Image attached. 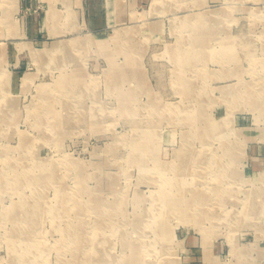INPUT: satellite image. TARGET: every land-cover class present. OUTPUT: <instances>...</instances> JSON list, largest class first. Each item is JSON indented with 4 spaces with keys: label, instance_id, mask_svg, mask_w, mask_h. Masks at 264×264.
<instances>
[{
    "label": "rangeland",
    "instance_id": "obj_1",
    "mask_svg": "<svg viewBox=\"0 0 264 264\" xmlns=\"http://www.w3.org/2000/svg\"><path fill=\"white\" fill-rule=\"evenodd\" d=\"M35 11L30 33L33 8L0 0V264H98L89 230L117 260L140 239L168 264H264V211L247 215V195L264 188V0H40ZM147 128L138 164L133 142ZM227 148L237 198L203 211L241 217L160 209L169 178L205 190ZM44 200L62 206L57 217L32 211ZM152 210L167 215L162 242L151 226L135 231Z\"/></svg>",
    "mask_w": 264,
    "mask_h": 264
},
{
    "label": "bare ground",
    "instance_id": "obj_2",
    "mask_svg": "<svg viewBox=\"0 0 264 264\" xmlns=\"http://www.w3.org/2000/svg\"><path fill=\"white\" fill-rule=\"evenodd\" d=\"M72 41H73V39H72ZM84 41L85 40L76 39L74 44L77 45V43L79 44V43L84 42ZM87 41L94 43V44H102V45L107 43V40H105V38L104 39H96V38L92 37V38L88 39ZM65 45H66V43L61 44V48L62 49L65 48ZM66 46H68V45H66ZM184 112H187L189 114V112L187 110H184ZM130 115L131 114L126 113V117H127L126 119H128V121H129V118H131ZM73 119L74 118H72V117L71 118H69V117H67V118L54 117L53 123H55V125L57 126V125L61 124V122H62L61 120L65 121V122H70ZM131 122L135 123V119L131 118ZM148 128L143 129V131L140 129L142 131V133H139L138 134L139 136L135 137L134 142H133V145L135 147L134 148L135 152L133 153L134 154L133 161L135 163H138V164H144L146 162L147 155H149V149L148 148L152 147V139H151V136H149L150 130H148ZM63 133H64V131H63ZM222 140H224V139L222 138ZM231 150L232 149L227 148V156L222 155V154L219 156V154L217 152L214 154L215 159H213V160H214V164H215L216 169H218V173L214 175V179H212V182L210 183V185H208L209 187L207 186V184H209V181H207L205 179L206 180V184H205L206 189L205 190L200 189V188H196L198 185L197 183H194L192 185V182H189V184H187L185 182L189 187L185 186V183L182 180H179V177H178L180 175V169L176 166H172V168L177 172L178 178H174V179L169 178L168 179V183H169L168 194L169 195L167 194L168 196L166 195V197L169 199V202H167L166 199L163 198L165 196V191H167L168 189H163L161 191V194H162L161 198H158V199H156V201L155 200L154 201L156 203L160 201V203H159L160 209L163 208V205H161V204L165 203L166 205L168 204L172 210L182 214L184 217L188 216V215H186L188 212L193 211V212H197L198 214L199 213L202 214L205 218L207 217L206 219L218 220L220 222H222L223 220L230 219V222L232 221L234 223L235 220H237L236 217H238V216H236L237 215L236 213L226 214L222 210V212L224 214H218V212L212 213L211 214L212 217H211V216H209V214L207 216L206 213L203 211L204 206L211 205L214 207L215 204H218V203L227 204V203L235 200V198H237V193L239 191L234 190L235 189L234 187L230 188L227 186V180L230 177L233 178V170L235 168V167L234 168L232 167L234 157L232 156ZM187 151H190V149H187ZM223 154H224V152H223ZM70 164H71V166L72 165L77 166V164H75V163H70ZM40 165H43L45 167V169H47L52 165L54 166L55 164L52 162H45V163H42ZM156 169L163 170V167L156 166ZM164 169H165V167H164ZM28 171H32V169H30ZM26 173L23 174L22 176H27L28 173H27V175H26ZM206 173L207 172L196 173L193 176H197V177L199 176V177L205 178ZM29 175H31V174H29ZM31 176H34V175H31ZM52 177H53V174L45 176L44 178L40 177L41 179L43 178V181L40 180V183H43L45 185L52 179ZM260 179L264 184V174H262L260 176ZM207 192L211 193L212 195L210 197L206 196ZM183 194H185V195L191 194V196L189 197V199L188 198L182 199L181 195H183ZM74 196L75 195L72 196L71 201H75V202L73 205L70 206V209H72V210L75 208L76 205H78V200ZM247 201L251 203V205H249L247 207V210H248L247 215H249V213H251L252 211H255V209H260L261 211H264V188L259 190V191L254 190V191L250 192L247 195ZM58 205L59 206H57V205L56 206H50L49 203L47 202V200L46 201L44 200V202H42L41 205L33 207L32 211L36 215L37 214L42 215L45 213L50 215V213L52 211V214H54V217H57L56 215H57L58 211L62 208V206L60 204H58ZM93 208L97 209V207H93ZM156 211L157 210L149 211L146 214H143L142 216L136 218L134 221L135 231L136 232H138V230L144 231L142 229L143 226H147V227L151 226L154 229L155 233H157V235L160 236V238L158 240L162 242L164 240L163 235L165 233V231L163 229V227H164L163 221L165 220V218H167V215L163 210H161V211L159 210L158 212H156ZM54 212H56V213H54ZM239 217H241V216H239ZM146 218H150L151 219L150 222H148L146 220ZM102 223L103 222H100V224H102ZM100 224H97V225H100ZM73 226L70 229L66 230L65 234L68 233L69 235L72 236V237L70 236V238H68V240L70 241L69 243H72L73 245H75L76 249H77L78 245L80 247L82 246L83 234H82V230L80 228H78L76 225L74 227ZM136 228H138V229L136 230ZM89 231L87 232V236L85 237V242H87V245H88V247L86 248V251H88L87 252L88 254L90 252H93V256L99 257L98 264H168V262L165 259V256H168V253H169V252L167 253V250L164 251L162 249L164 252L160 251V250L155 251L154 249H151V247L154 246L151 242L150 243L145 242V241L142 242V241H140V239L138 240L140 244L134 243V244H131V246H129L131 248V256H128L126 258L123 256L122 258L117 260L114 258L113 254L110 251L103 252L100 249V247L98 246L99 245L98 243L100 241H103L104 239L100 240L98 238H92L91 234H89ZM92 231H94V233L97 232L95 230H92ZM128 233L129 232H126V234H128ZM21 235H27V233L22 232ZM23 239L28 240L29 238L25 237ZM131 241H133V240H131ZM162 247L164 248V246H162ZM153 248H155V247H153ZM93 249H95V252ZM94 253H95V255H94ZM154 259H156V260L154 261ZM12 262H13V260H12ZM95 264H97V263H95ZM214 264H218L217 259L214 260Z\"/></svg>",
    "mask_w": 264,
    "mask_h": 264
},
{
    "label": "crops",
    "instance_id": "obj_3",
    "mask_svg": "<svg viewBox=\"0 0 264 264\" xmlns=\"http://www.w3.org/2000/svg\"><path fill=\"white\" fill-rule=\"evenodd\" d=\"M19 2H22L23 5L28 9H32L33 8V13L29 12L27 13L26 17L30 20L27 22L26 25V30L29 31L30 33H34V31L36 30V26H35V21L34 18H36V8H38V4L40 2V0H18Z\"/></svg>",
    "mask_w": 264,
    "mask_h": 264
}]
</instances>
